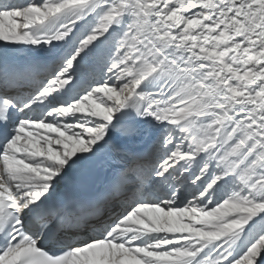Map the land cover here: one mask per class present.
<instances>
[{"label":"snow or ice","instance_id":"6c2138e0","mask_svg":"<svg viewBox=\"0 0 264 264\" xmlns=\"http://www.w3.org/2000/svg\"><path fill=\"white\" fill-rule=\"evenodd\" d=\"M0 264H264V0H0Z\"/></svg>","mask_w":264,"mask_h":264}]
</instances>
